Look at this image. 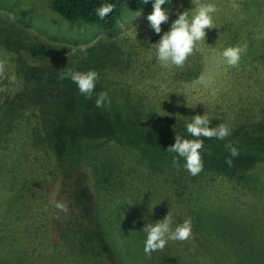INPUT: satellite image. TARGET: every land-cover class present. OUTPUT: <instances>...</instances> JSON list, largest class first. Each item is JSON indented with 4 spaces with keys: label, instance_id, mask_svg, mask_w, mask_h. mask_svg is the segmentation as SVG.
Instances as JSON below:
<instances>
[{
    "label": "rangeland",
    "instance_id": "1",
    "mask_svg": "<svg viewBox=\"0 0 264 264\" xmlns=\"http://www.w3.org/2000/svg\"><path fill=\"white\" fill-rule=\"evenodd\" d=\"M201 2L217 6L216 27L182 68L165 69L152 44L180 12L191 13L192 0L161 5L169 20L160 34L147 19L153 7H127L118 31L109 33L65 19L52 0H0V264H264V0ZM244 45V61L223 62V48ZM94 47L103 60L91 55ZM30 68L36 77L27 82ZM65 69L99 74L100 92L119 116L109 118L121 127L119 139L102 126L89 134L83 115L93 113L86 109L54 121L55 100L62 108L82 103L77 85L58 78ZM197 114L211 127L226 124L230 135L201 137L198 175L173 162L157 170L158 154L145 141L170 127L193 138L185 124ZM168 211L173 227L191 218L193 237L169 241L149 257L142 230Z\"/></svg>",
    "mask_w": 264,
    "mask_h": 264
},
{
    "label": "clouds",
    "instance_id": "2",
    "mask_svg": "<svg viewBox=\"0 0 264 264\" xmlns=\"http://www.w3.org/2000/svg\"><path fill=\"white\" fill-rule=\"evenodd\" d=\"M146 4L148 0H143ZM166 0H154L153 11L147 19L150 27L155 33H161L162 23L169 20L168 13L162 9ZM170 2V0H169ZM194 7L191 13L188 10L180 12L178 18L173 20L168 31H165L160 39L155 43V57L161 67L165 69L182 68L188 58L198 51L197 45L206 40V30L215 28L213 14L218 11L215 4L202 3L201 0H192ZM233 7H238L235 3ZM114 9L112 4H102L95 11L100 19H104ZM14 19V18H13ZM81 51H86L81 49ZM247 47L228 46L222 50L220 56L229 66H237L241 59V54L246 53ZM151 59V57H149ZM4 72V65L0 63V75ZM60 80L70 79L78 87L79 92L87 99H91L95 90L96 81L99 74L95 70L80 71L76 69H65L59 73ZM214 94V93H213ZM111 104V98L106 91H101L95 100L97 107H104L105 103ZM210 118L206 115H194L190 122H186V132L193 138H184L175 134V142L168 146L167 152L174 154L172 159L174 164H179V158L185 161L184 167L193 176L198 175L203 170V159L201 150L204 148V140L216 138L225 140L230 135V128L226 124H219L216 127L210 126ZM231 156H238L239 150L231 143L225 145ZM226 163L231 166V158H226ZM55 208L67 211V204L59 201L52 202ZM47 211V207L45 208ZM174 224V217L170 211L162 219L155 223H147L143 232L146 233L144 252L151 257L153 252L163 251L169 241H187L193 237L192 221L190 217L182 223Z\"/></svg>",
    "mask_w": 264,
    "mask_h": 264
},
{
    "label": "trees",
    "instance_id": "3",
    "mask_svg": "<svg viewBox=\"0 0 264 264\" xmlns=\"http://www.w3.org/2000/svg\"><path fill=\"white\" fill-rule=\"evenodd\" d=\"M102 4L114 5L113 11L109 15H107L104 19H100L96 15V11H95ZM153 4H154V0H148V3L146 4L143 2V0H52V7L54 11L62 15L65 19L69 21H81L87 24H97L109 33H116L118 31L119 23L125 17L124 14H126L125 12H126L127 7L130 8L132 11L133 10L140 11L143 9L153 7ZM0 30H4V29L1 28ZM9 45L13 46V44H9ZM42 54H45V52H43ZM91 55L98 56L102 60L104 57L103 54L99 50H96L95 47L91 50ZM241 55H242V60L244 61V57H246L245 53ZM24 70L27 72V82H28V79L32 80V78L36 77L35 69L30 68L29 70L27 69H24ZM56 76H57V73H54L52 77L56 79ZM75 86L76 85L73 84L72 88H74ZM99 93H100V83H98L97 81L95 85V90L93 92L91 99H87L84 95L79 93L78 100L82 102L81 105L76 104L75 106V103L65 102L66 108H62L58 105V102L55 100L54 103L56 105H54V108H53L55 109L53 113L54 121H60V122L71 121L73 119L72 117L73 112L77 110L83 111L82 109H86L88 111H91V113H93L92 115H89V112H87L83 115L85 125L87 124V121L90 120V122L88 123V126L86 127L88 130L87 132L89 134H92L94 132V129L96 126H102L101 133H109L113 131V130L111 131L107 130V128L116 129L117 139H119L120 135L123 134L120 129L121 127L119 128L120 125L115 126L112 123V121L111 122L109 121L110 116H117V119L119 122V116L114 115L110 111L109 109L110 105L107 102L105 103L104 107L96 106L95 98L97 97ZM72 101H74V99H72ZM58 110H59V113L55 114ZM129 119L131 121V124L134 127H141V125H139L140 121L138 119H134L132 117H130ZM259 122L260 120H258V122L254 125V127H256ZM66 125H69V124H66ZM98 129H101V128H98ZM132 134L136 137L134 133ZM73 142L75 143L76 140H73ZM174 142H175V134H174V130L171 129V127H170V130H164V133L162 134L161 137L151 138L145 141V143L148 146L151 145L155 149V152H156L155 154H158V158L154 159L155 162H152L153 165L157 168V170L159 168L163 169V167H165L166 164L168 166L171 162H173L172 157L174 154L167 152L166 149L168 148V146H170ZM67 145H69V143ZM153 156L154 154L151 156V158ZM179 163L185 164L184 159L179 158ZM231 168L233 167L228 165V170H231ZM166 172L168 173V171ZM83 188H84L83 189L84 193L88 196L89 192L87 188L86 187H83ZM88 198L90 197L88 196ZM99 224H101V222ZM100 231H102V229H100ZM99 237L102 239V242L105 243V246L103 247V249L107 252H110V248L108 247L110 243L108 241L107 235H102L100 233ZM112 256L114 260L117 261L113 252H112ZM118 264H121V263H118Z\"/></svg>",
    "mask_w": 264,
    "mask_h": 264
}]
</instances>
